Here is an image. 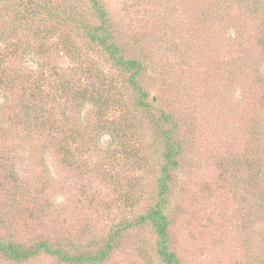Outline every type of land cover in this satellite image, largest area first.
I'll return each mask as SVG.
<instances>
[{"label":"rangeland","instance_id":"374dc122","mask_svg":"<svg viewBox=\"0 0 264 264\" xmlns=\"http://www.w3.org/2000/svg\"><path fill=\"white\" fill-rule=\"evenodd\" d=\"M101 2L114 41L143 65L152 116L73 22L97 21L90 0H0L1 37L31 47L0 46V75L20 83L0 77V236L96 251L122 226L100 264H166L152 224L135 220L158 200L159 135L174 124L183 154L168 196L171 250L181 264H264V0ZM94 83L108 98L81 100ZM160 110L173 123L159 122ZM0 264L67 263L43 252Z\"/></svg>","mask_w":264,"mask_h":264},{"label":"trees","instance_id":"16d2710c","mask_svg":"<svg viewBox=\"0 0 264 264\" xmlns=\"http://www.w3.org/2000/svg\"><path fill=\"white\" fill-rule=\"evenodd\" d=\"M91 3V14L94 16V18L97 20L96 22H93L91 20L86 21V19L78 18L79 16L73 17V22L79 25L83 28V30L86 31L88 38L91 42L96 43L100 48L104 50V52L110 57V59L113 61L114 65L118 67L121 71L128 74L127 82L129 86L133 89L135 94V102L134 106L138 111H142L144 113H147L148 115L152 116V109L153 105L148 100L149 94L144 90L141 82L140 77L143 71V65L142 63L136 59V58H129L126 57V55L122 52L120 46L117 44V42L114 41V35L110 31V24L108 19L107 10L105 9L104 5L102 4L101 0H90ZM50 11V10H49ZM46 9H39V13L43 12H49ZM27 13L30 12L29 7L26 8ZM24 12V13H25ZM51 14L57 15L55 12L50 11ZM61 15V14H59ZM62 16V15H61ZM71 17V16H70ZM64 20L69 21V17H66ZM48 33V32H47ZM55 33H57L55 31ZM41 37L43 34H40ZM49 34L44 35L43 39L47 38ZM7 35L1 37L0 35V46L6 42H10L12 45L14 51L20 50L23 48L24 52L31 49V47H23L21 44H15L16 42L12 39V36L6 37ZM51 37H54V35H50ZM7 38V39H6ZM40 39V38H38ZM43 41V40H41ZM44 44H46L44 41L41 43L40 50L46 51ZM22 46V47H21ZM64 47L67 49V52L69 55L77 54V47L70 43H65ZM6 49L5 52L7 53ZM7 56V54H5ZM4 55V56H5ZM3 53L0 51V65L3 61ZM4 76V83L5 85L9 86L10 82H13L14 84L18 82V84H15L16 86H20V83L18 79L14 75H6V72L3 73ZM31 78V77H30ZM29 78V79H30ZM21 81V77H19ZM1 80V79H0ZM29 81V80H28ZM27 81V82H28ZM1 82V81H0ZM2 83V82H1ZM42 83V82H41ZM64 83V82H63ZM103 80L101 82H98V85H103ZM98 85L93 84V89L89 90L86 88L81 89V94L77 95L81 100H88L92 103H99L101 99L108 98V96L103 95V93H99L98 95H95L94 91H96V87ZM36 89L39 88L42 90V86L40 84V87L36 84ZM67 89V90H71ZM29 93L31 94L32 87L31 85L28 88ZM66 88H61V91L65 92L67 91ZM33 98L36 99L37 94L39 93H33ZM34 100V99H33ZM26 110H29L30 113H40L38 109H36L35 106H27ZM31 116V115H30ZM38 121H45L47 120V117L44 115H40L39 117H35ZM157 120L159 122L164 123H173L174 117L172 112H168L165 110H160L159 116L157 117ZM174 124L170 128H166L162 131L161 135H159V138L163 141L162 146V157H163V164L161 166V175L158 180V200L155 202L154 205H152L148 211L145 214L140 215L136 220V224H144L147 222H150L155 230V233L158 236L157 239V253L160 256V258L166 263V264H181V261L178 257V255L171 250L170 246V238H169V215L167 213V207L169 204V192L171 189V183L173 181V174L172 172L177 169L180 165L179 157L182 156L183 150L180 146L178 140L175 137L174 134ZM115 127L112 128V135L117 136L116 138H121L124 136V134L118 130ZM79 135V133L75 134ZM83 135H80L79 137H82ZM62 147V146H61ZM60 152H64L68 157H70V150L66 149V147L63 146ZM133 223V221L128 222V225L130 226ZM125 226V225H124ZM116 232H113L110 236L109 240L99 249L96 251H90V250H81L80 248H73L72 246H67L63 242L60 241H52L49 238H41L38 239L35 243L26 245L24 243L16 242L11 239H5L4 237L0 236V256L8 258L10 260L16 261V262H23L26 261L32 257H35L39 255L40 253H48L58 259L61 263H67V264H100L104 260L108 259L110 254L112 253L114 249V242L116 241V237L118 235L119 229L122 228V226H118Z\"/></svg>","mask_w":264,"mask_h":264}]
</instances>
